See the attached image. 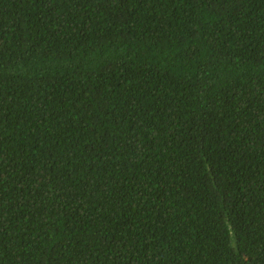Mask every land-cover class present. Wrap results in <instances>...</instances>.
Returning <instances> with one entry per match:
<instances>
[{
    "label": "trees",
    "instance_id": "trees-1",
    "mask_svg": "<svg viewBox=\"0 0 264 264\" xmlns=\"http://www.w3.org/2000/svg\"><path fill=\"white\" fill-rule=\"evenodd\" d=\"M0 264H264V0H0Z\"/></svg>",
    "mask_w": 264,
    "mask_h": 264
}]
</instances>
